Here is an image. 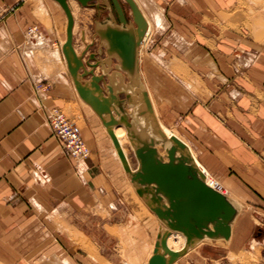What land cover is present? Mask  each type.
<instances>
[{
  "label": "crops",
  "instance_id": "0c3cea01",
  "mask_svg": "<svg viewBox=\"0 0 264 264\" xmlns=\"http://www.w3.org/2000/svg\"><path fill=\"white\" fill-rule=\"evenodd\" d=\"M68 5L73 44L84 46L81 34L90 43L94 22L107 12L98 18L95 8L76 0ZM181 8L194 15L190 27L205 34L182 59L189 73H174L171 84L165 75L147 74L140 57L141 83L160 122L189 144L239 206L230 240L205 241L242 246L254 230L264 232V0H183ZM215 11L220 16L210 18L207 13ZM218 22L221 31L214 35ZM66 24L54 0H0V264L30 263L37 252H52L53 222L61 214L97 233L102 211L112 217L122 213L112 206L125 187L124 174L66 68L61 52ZM32 26L37 32L28 36ZM53 108L81 113L90 150L85 160H74L53 135L48 124Z\"/></svg>",
  "mask_w": 264,
  "mask_h": 264
},
{
  "label": "water",
  "instance_id": "95a60500",
  "mask_svg": "<svg viewBox=\"0 0 264 264\" xmlns=\"http://www.w3.org/2000/svg\"><path fill=\"white\" fill-rule=\"evenodd\" d=\"M54 1L67 20L61 52L74 88L105 128L135 193L160 222L146 264H173L204 239L228 241L238 204L206 183L184 142L161 130L142 86L139 47L147 22L134 0H123L130 16L121 0H76L82 7L95 8L98 18L107 12L94 22L92 40L80 52L73 46L74 20L68 0ZM95 39V52H89ZM118 126L125 129L135 168L114 133ZM172 233L184 238L178 251L168 247Z\"/></svg>",
  "mask_w": 264,
  "mask_h": 264
},
{
  "label": "rangeland",
  "instance_id": "374dc122",
  "mask_svg": "<svg viewBox=\"0 0 264 264\" xmlns=\"http://www.w3.org/2000/svg\"><path fill=\"white\" fill-rule=\"evenodd\" d=\"M145 3V11L149 15L158 12L162 20L159 25L153 27L151 36L142 48L141 58L145 72L160 73L162 77L165 75L172 84L174 73L178 76L180 73L184 75L189 73L188 62H183L182 59L194 53L192 42L196 40L204 42V29L195 30L190 27L188 22L194 15L190 14L188 9H179L180 5L183 6V0H146ZM121 4L125 14L130 16L129 8L123 0ZM207 14L210 18L214 17L213 19L220 16L219 11ZM205 15L203 11L200 18L198 17L202 25L205 24ZM217 26L213 30L214 35L221 31L219 22ZM81 47L84 48L79 43L75 46L76 50ZM184 75L180 76L181 80L188 81ZM188 87L189 84L185 85L184 91H187ZM60 110L81 130L83 129L84 122L77 108ZM168 128L176 133L172 126ZM125 148L132 167H135L136 160L129 144ZM122 176L125 187L121 191L118 190L116 196L118 205L112 206L113 209H121L122 213L118 214V217H112L102 211L101 229L97 233H92L78 227L75 217L61 214L53 222V251L37 252L32 262L24 264H129L128 258L137 248L145 244L148 249L154 241L156 223L150 216L149 209L135 196L133 187H130L126 177ZM214 179L222 186L219 180ZM222 192L225 193V190ZM250 237V242L237 247L232 246L230 242L204 241L176 264H264V232L254 230ZM79 238L83 240L81 243L78 242ZM252 241H255L256 245H253ZM143 262L144 259L141 258L138 264Z\"/></svg>",
  "mask_w": 264,
  "mask_h": 264
},
{
  "label": "bare ground",
  "instance_id": "6f19581e",
  "mask_svg": "<svg viewBox=\"0 0 264 264\" xmlns=\"http://www.w3.org/2000/svg\"><path fill=\"white\" fill-rule=\"evenodd\" d=\"M146 0H134V2L136 3V5L138 6V8L140 9L142 15L144 16L146 22H147V32L143 38V41L142 43L140 44V47H139V62H140V57L142 56V48L144 46V44L147 42V40L149 39V37L151 36V33H152V29L155 25H159L160 22L162 21L161 20V17L160 15L158 14V12H154V13H151L150 15L145 11L144 9V6H146V3H145ZM150 5V4H149ZM147 9V8H146ZM151 10V9H150ZM162 24V23H161ZM81 42L83 43V45L85 44H89L87 43L86 41V38H85V34H84V40ZM89 42V41H88ZM74 46V44H73ZM74 49L76 50L75 46H74ZM80 51V50H79ZM77 52V50H76ZM58 55V53H57ZM56 55V56H57ZM145 82V81H144ZM146 84V83H145ZM147 88V86H146ZM148 89V88H147ZM148 94H149V99H150V103H151V106H152V109H153V112H154V115L156 116L157 120H158V123L160 125V128L161 130L167 135V136H170V135H174L176 137H178L182 142L185 143V145L188 147L194 161L196 162L197 166L199 167V169L201 170V172L205 175V180H206V183H208L209 185L211 186H214V182L218 183L214 178H212L211 174L208 172V170L198 161V159L196 158L194 152L192 151V149L190 148L189 144L184 141L182 138H180L176 133H174L171 129H169L167 126H165L162 122H160V120L158 119V116H157V113H156V108H155V104L153 102V99H152V96H151V93L150 91L148 90ZM86 105V104H85ZM87 106V105H86ZM88 110L92 113V115L97 119V121L100 123V127H101V132L103 134V136L106 138V140L108 141L109 143V146H111L112 150H113V154L115 155V159H117L118 161V164L120 166V169L122 171V173L124 174V176L126 177L130 187L132 188V185L130 183V180L129 178L126 176V174L124 173L123 171V168L121 166V163H120V160L117 156V153L114 149V146L112 144V141L110 139V137L108 136L105 128L102 126L99 118L96 116V114L92 111V109L87 106ZM114 133L123 149V152L124 154L126 155L127 159H128V162L130 163L131 167H132V164H131V161H130V158L127 154V150L125 148V146H127L129 144L127 138H126V132H125V129L123 126H118V127H115L114 128ZM159 151L161 154H163L162 150L160 147H158ZM132 168H135V167H132ZM219 184V183H218ZM220 185V184H219ZM133 192L135 193L134 189L132 188ZM221 193L222 190L220 191ZM225 194V193H223ZM226 195V194H225ZM135 196L137 197V199L140 201V203L144 206L145 204L141 201V199L137 196V194L135 193ZM147 208V207H146ZM150 212V216L152 217V219L155 221L156 223V230H155V236H154V241L152 242L151 246L148 247V249L146 248V245H142L140 246L139 248L136 249V251L130 255V257L128 258V263L129 264H138V262L142 259H144V262L141 263V264H146L149 257L151 256L152 254V250H153V246H154V242H155V238H156V233H157V230H158V227H159V221L157 220L156 216L151 212ZM237 219V218H236ZM236 221V220H235ZM234 221V223H235ZM231 237V236H230ZM206 240H210V239H206ZM230 240V239H229ZM228 240V241H229ZM204 240H202L197 246H199ZM167 244H168V247L171 248L172 250L174 251H178L182 248L183 244H184V238L181 234L179 233H172V235H170V237L168 238L167 240ZM253 245H256V242L253 241ZM197 246H195L194 248H196ZM193 248L188 251L184 256L182 257H185L187 254H190L192 252ZM180 257L178 260H181ZM177 261H175L173 264H176Z\"/></svg>",
  "mask_w": 264,
  "mask_h": 264
},
{
  "label": "built area",
  "instance_id": "2783aa9c",
  "mask_svg": "<svg viewBox=\"0 0 264 264\" xmlns=\"http://www.w3.org/2000/svg\"><path fill=\"white\" fill-rule=\"evenodd\" d=\"M36 32L37 27L32 26L28 28L27 35L32 36ZM48 124L53 135L61 142L63 150L69 156L77 160H85L89 157L90 150L83 139L80 127L73 123L60 109L53 108L49 111ZM211 187L219 191L222 190L216 182Z\"/></svg>",
  "mask_w": 264,
  "mask_h": 264
}]
</instances>
